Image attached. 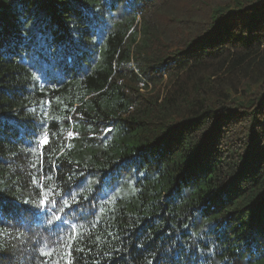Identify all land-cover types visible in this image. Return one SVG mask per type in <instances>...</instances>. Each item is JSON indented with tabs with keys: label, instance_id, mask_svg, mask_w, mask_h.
Here are the masks:
<instances>
[{
	"label": "trees",
	"instance_id": "16d2710c",
	"mask_svg": "<svg viewBox=\"0 0 264 264\" xmlns=\"http://www.w3.org/2000/svg\"><path fill=\"white\" fill-rule=\"evenodd\" d=\"M0 264H264V0H0Z\"/></svg>",
	"mask_w": 264,
	"mask_h": 264
},
{
	"label": "rangeland",
	"instance_id": "374dc122",
	"mask_svg": "<svg viewBox=\"0 0 264 264\" xmlns=\"http://www.w3.org/2000/svg\"><path fill=\"white\" fill-rule=\"evenodd\" d=\"M252 91H254V90H251V92H252ZM251 92H250V93H251ZM251 98H252V97H251ZM252 99H253V98H252ZM246 103H247V102H244V103L241 102V104H243V105H245ZM233 143H234L233 140H230V141H228V142H225L224 145L222 146L223 150L226 149V150H230V151H232V148H235V147H236V145H234Z\"/></svg>",
	"mask_w": 264,
	"mask_h": 264
},
{
	"label": "snow or ice",
	"instance_id": "6c2138e0",
	"mask_svg": "<svg viewBox=\"0 0 264 264\" xmlns=\"http://www.w3.org/2000/svg\"><path fill=\"white\" fill-rule=\"evenodd\" d=\"M70 135H71V133H70ZM49 143V140H48V138H47V136H45L43 139H41L40 141H39V144H40V147L41 148H43L46 144H48ZM43 203H46L45 201H42V204Z\"/></svg>",
	"mask_w": 264,
	"mask_h": 264
}]
</instances>
